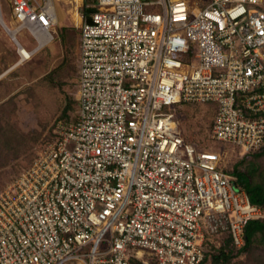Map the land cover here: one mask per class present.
<instances>
[{
	"label": "built area",
	"instance_id": "obj_1",
	"mask_svg": "<svg viewBox=\"0 0 264 264\" xmlns=\"http://www.w3.org/2000/svg\"><path fill=\"white\" fill-rule=\"evenodd\" d=\"M8 1L15 36L53 40L56 0ZM74 1L78 118L0 190V264H203L226 233L242 248L264 210L177 108L211 105L214 140L264 148V0Z\"/></svg>",
	"mask_w": 264,
	"mask_h": 264
},
{
	"label": "rangeland",
	"instance_id": "obj_2",
	"mask_svg": "<svg viewBox=\"0 0 264 264\" xmlns=\"http://www.w3.org/2000/svg\"><path fill=\"white\" fill-rule=\"evenodd\" d=\"M0 1L6 25L16 29L9 1ZM55 7L58 22L52 28V42L38 48V42L27 30L16 34L26 48L34 51L27 58L22 56L16 40L0 22V124L4 126L3 134L0 132V190L45 146L53 143L59 123H70L78 118L80 27L76 2L56 0ZM214 115L213 106L207 104H185L177 108L182 133L188 140L219 152L222 170L231 173L237 168L247 172L254 182H263L264 153H245L233 144L214 140L211 136ZM226 236L208 241L207 248L217 251ZM231 254L229 260L215 263L208 259L203 264H264L262 243L253 242L247 250L234 247Z\"/></svg>",
	"mask_w": 264,
	"mask_h": 264
},
{
	"label": "trees",
	"instance_id": "obj_3",
	"mask_svg": "<svg viewBox=\"0 0 264 264\" xmlns=\"http://www.w3.org/2000/svg\"><path fill=\"white\" fill-rule=\"evenodd\" d=\"M182 105L185 104H179L178 108ZM0 132L2 134L4 132V126H2L1 124H0ZM183 136L187 141H190L186 138L184 134ZM190 142H192L199 149L213 150L210 148L200 146L197 142L194 141H190ZM256 152L264 153V148ZM229 174L236 176L234 180L235 185L237 187L245 189L248 192L251 200L254 203L261 205L264 210V181L261 183L254 182L247 172L240 171L237 168H235ZM226 234L227 236L223 238V242L217 251L209 250L206 252L205 261H207L208 259H212L215 263H217L220 260L231 259L230 257L232 256L231 254L232 248H234L235 245L233 244L231 236L228 233ZM253 242L264 244V219L253 220L248 224L246 228V242L243 248L246 250L249 249V247L252 245Z\"/></svg>",
	"mask_w": 264,
	"mask_h": 264
},
{
	"label": "bare ground",
	"instance_id": "obj_4",
	"mask_svg": "<svg viewBox=\"0 0 264 264\" xmlns=\"http://www.w3.org/2000/svg\"><path fill=\"white\" fill-rule=\"evenodd\" d=\"M2 20L4 21V19H3V17H2V14H1V11H0V22L2 23ZM5 22V21H4ZM57 22H58V18H57ZM4 26V25H3ZM5 27V26H4ZM6 29V28H5ZM7 31H8V29H6ZM12 30V29H11ZM9 32V31H8ZM10 33V32H9ZM12 34H14V33H16V30L14 29V30H12V32H11ZM12 34H10L11 36H12ZM12 38H13V36H12ZM16 39H17V37H16ZM15 40V39H14ZM17 41H19L18 39H17ZM20 45L21 46H19V52L22 54V56L23 57H30L31 55H32V53L34 52H32V51H30L28 48H26L25 46H23L21 43H20ZM42 45H39V47H41ZM38 47V48H39ZM37 48V49H38ZM36 49V50H37Z\"/></svg>",
	"mask_w": 264,
	"mask_h": 264
},
{
	"label": "crops",
	"instance_id": "obj_5",
	"mask_svg": "<svg viewBox=\"0 0 264 264\" xmlns=\"http://www.w3.org/2000/svg\"><path fill=\"white\" fill-rule=\"evenodd\" d=\"M23 33V31L22 32H20V34H22ZM17 37V36H16ZM79 37H80V31H79ZM53 40H54V38H53ZM52 40V41H53ZM51 41V42H52ZM19 43H21L20 41H18ZM22 44V43H21ZM23 45V44H22ZM24 46V45H23ZM19 47V46H18ZM31 51V50H30ZM33 52V51H32ZM78 53H79V39H78ZM79 74V54H78V69H77V88H78V75ZM77 101H78V95H77ZM78 110H79V102H78Z\"/></svg>",
	"mask_w": 264,
	"mask_h": 264
},
{
	"label": "water",
	"instance_id": "obj_6",
	"mask_svg": "<svg viewBox=\"0 0 264 264\" xmlns=\"http://www.w3.org/2000/svg\"><path fill=\"white\" fill-rule=\"evenodd\" d=\"M2 24L5 26L6 29H8V31L10 32V34H12V30L6 25V23L2 20ZM13 38L16 40V43L18 44V46H21L20 43L17 41L15 34H12Z\"/></svg>",
	"mask_w": 264,
	"mask_h": 264
}]
</instances>
